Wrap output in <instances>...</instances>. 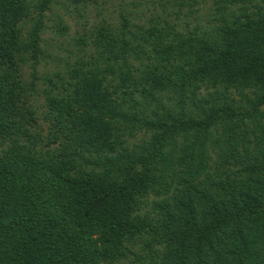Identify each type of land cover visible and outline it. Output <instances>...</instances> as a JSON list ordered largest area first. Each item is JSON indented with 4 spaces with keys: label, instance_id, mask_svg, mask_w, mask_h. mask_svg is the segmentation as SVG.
<instances>
[{
    "label": "trees",
    "instance_id": "trees-1",
    "mask_svg": "<svg viewBox=\"0 0 264 264\" xmlns=\"http://www.w3.org/2000/svg\"><path fill=\"white\" fill-rule=\"evenodd\" d=\"M202 1L39 75L59 0H0V264H264V0Z\"/></svg>",
    "mask_w": 264,
    "mask_h": 264
},
{
    "label": "rangeland",
    "instance_id": "rangeland-1",
    "mask_svg": "<svg viewBox=\"0 0 264 264\" xmlns=\"http://www.w3.org/2000/svg\"><path fill=\"white\" fill-rule=\"evenodd\" d=\"M87 1V2H86ZM82 7H74L73 4L66 0H59V3L52 4V10L48 11L51 20L48 22L50 27L43 33L44 39L43 48L51 56L45 57L38 66L39 75L51 74L55 69L61 66L68 60L69 51L75 50V40L82 36L83 29L96 25L99 22L100 14L104 15L112 22L115 28L118 26L119 14L123 10L124 14H131L132 20L139 23H145L147 17L165 18V15L158 16L157 14H164L161 11L158 0H86ZM130 3V4H128ZM80 5V4H79ZM198 12L201 16L208 14L209 10L213 9L212 0H205L198 4ZM47 13V12H46ZM186 17H181L184 20ZM206 16L204 17V19ZM166 19V18H165ZM65 24L67 31L60 33L58 25ZM85 26V27H83ZM27 28V27H26ZM25 28V29H26ZM54 56H58L56 59ZM141 60H135L134 69L139 71V65H147L151 62L150 58L144 53H141ZM72 58V57H71ZM70 58V59H71ZM142 61V63H140ZM44 83L39 81V85L43 87ZM40 101H43V96H40Z\"/></svg>",
    "mask_w": 264,
    "mask_h": 264
}]
</instances>
